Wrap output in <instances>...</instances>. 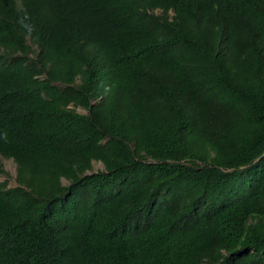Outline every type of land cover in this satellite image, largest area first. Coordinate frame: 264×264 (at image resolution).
<instances>
[{
  "label": "trees",
  "instance_id": "1",
  "mask_svg": "<svg viewBox=\"0 0 264 264\" xmlns=\"http://www.w3.org/2000/svg\"><path fill=\"white\" fill-rule=\"evenodd\" d=\"M0 156V264H264V0H0Z\"/></svg>",
  "mask_w": 264,
  "mask_h": 264
},
{
  "label": "rangeland",
  "instance_id": "2",
  "mask_svg": "<svg viewBox=\"0 0 264 264\" xmlns=\"http://www.w3.org/2000/svg\"><path fill=\"white\" fill-rule=\"evenodd\" d=\"M156 14L160 13L159 11H155ZM76 112L81 114H86V111H83L79 108L76 109ZM103 170L102 164L99 162H93L92 168L88 173L97 172ZM7 182V187H15L16 186V166L12 160H6L0 157V182ZM63 184H66L64 180H62Z\"/></svg>",
  "mask_w": 264,
  "mask_h": 264
},
{
  "label": "clouds",
  "instance_id": "3",
  "mask_svg": "<svg viewBox=\"0 0 264 264\" xmlns=\"http://www.w3.org/2000/svg\"><path fill=\"white\" fill-rule=\"evenodd\" d=\"M156 10L159 11L160 13L156 14V13H155ZM161 13H162L161 9H154V10H153V14H154V15H157V16L160 15V16H161ZM168 13L170 14V16L173 15V13H172L171 11H169ZM76 83H79V81H77ZM99 101H100V98H97L96 100L91 101V103H92V104H96V103H98ZM72 107H73V106H70V105L68 106L69 109H73ZM77 108H79V109H81V110H83V111H86V114L88 113V111L85 110V109H83V108H80V107H77ZM77 108H76V109H77ZM80 114H81V113H80ZM86 114H83V115H86ZM0 157H1V156H0ZM1 158H3V157H1ZM3 159H6V158H3ZM6 160H12V161L14 162V164H15V166H16V177H17V164H16V162H15L13 159H6ZM99 163H100V162H99ZM100 164H101V163H100ZM102 166H103V165H102ZM88 172H89V171H88ZM86 174H87V172H86ZM88 174H90V173H88ZM7 184H8V183H7ZM7 184H6V185H7ZM16 185H17V184H16ZM117 259H118L117 256H113V257H112V261H115V260H117Z\"/></svg>",
  "mask_w": 264,
  "mask_h": 264
},
{
  "label": "bare ground",
  "instance_id": "4",
  "mask_svg": "<svg viewBox=\"0 0 264 264\" xmlns=\"http://www.w3.org/2000/svg\"><path fill=\"white\" fill-rule=\"evenodd\" d=\"M128 232V231H127ZM128 235V234H127Z\"/></svg>",
  "mask_w": 264,
  "mask_h": 264
}]
</instances>
